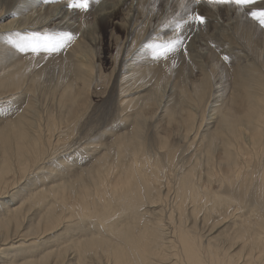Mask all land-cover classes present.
I'll use <instances>...</instances> for the list:
<instances>
[{
  "label": "bare ground",
  "instance_id": "obj_1",
  "mask_svg": "<svg viewBox=\"0 0 264 264\" xmlns=\"http://www.w3.org/2000/svg\"><path fill=\"white\" fill-rule=\"evenodd\" d=\"M72 2L0 0V264H264V0Z\"/></svg>",
  "mask_w": 264,
  "mask_h": 264
},
{
  "label": "snow or ice",
  "instance_id": "obj_2",
  "mask_svg": "<svg viewBox=\"0 0 264 264\" xmlns=\"http://www.w3.org/2000/svg\"><path fill=\"white\" fill-rule=\"evenodd\" d=\"M209 3H216V4H233L238 7L243 8L244 6L251 5L255 3V0H209ZM89 4V0H73L71 3V7L74 8H81L87 9ZM251 16L258 21L261 26H264V10L261 11H253L251 12ZM194 20L198 23H204L205 17L197 15L194 17ZM71 40V34H65L64 37L61 38V41L57 43L61 44L64 40ZM177 42H171L167 45H159L156 48V51L159 53L158 58L166 59L167 55L175 50V44ZM21 51H28L30 50L33 53L39 54L41 51L49 53L56 50V44H54L49 37H45L43 42L28 39L24 44L20 46ZM227 59V57H225Z\"/></svg>",
  "mask_w": 264,
  "mask_h": 264
},
{
  "label": "rangeland",
  "instance_id": "obj_3",
  "mask_svg": "<svg viewBox=\"0 0 264 264\" xmlns=\"http://www.w3.org/2000/svg\"><path fill=\"white\" fill-rule=\"evenodd\" d=\"M6 17H3L0 21L3 22L2 20H4ZM6 22V20L4 21ZM104 37H105V42H104V46L102 47V57H103V61H104V65L109 68L110 66H112V57L114 56L115 54V49H113L112 47H110V41H109V32L105 31L104 32ZM112 55V56H111ZM104 88L102 87V85H99L97 88H94L93 91H94V96H92V101H93V106L94 107H101L103 104H102V101L103 99L101 98L102 95L101 93L104 92L103 90ZM97 94V95H96ZM101 105V106H100Z\"/></svg>",
  "mask_w": 264,
  "mask_h": 264
}]
</instances>
